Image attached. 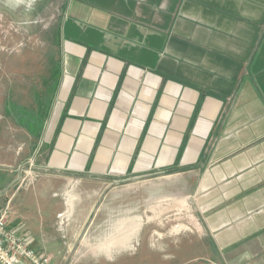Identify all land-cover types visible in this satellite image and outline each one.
<instances>
[{
  "label": "crops",
  "instance_id": "1",
  "mask_svg": "<svg viewBox=\"0 0 264 264\" xmlns=\"http://www.w3.org/2000/svg\"><path fill=\"white\" fill-rule=\"evenodd\" d=\"M55 63L45 139L0 136L12 226L60 261L96 226L76 189L178 178L222 258L264 264V0H75Z\"/></svg>",
  "mask_w": 264,
  "mask_h": 264
},
{
  "label": "rangeland",
  "instance_id": "2",
  "mask_svg": "<svg viewBox=\"0 0 264 264\" xmlns=\"http://www.w3.org/2000/svg\"><path fill=\"white\" fill-rule=\"evenodd\" d=\"M74 3L0 0L1 141L4 136L8 141L10 133L19 147L26 133L33 148L45 139L43 120L49 121L44 114L54 97L61 22ZM32 163V156L16 163L22 171L10 181L12 189L37 178ZM2 167L0 186L7 180ZM179 182L183 179H126L104 193L98 189L95 198L81 187L76 189L74 195L82 201L79 207L93 201L100 207L93 217L96 226L88 233L90 243L48 264H228Z\"/></svg>",
  "mask_w": 264,
  "mask_h": 264
},
{
  "label": "built area",
  "instance_id": "3",
  "mask_svg": "<svg viewBox=\"0 0 264 264\" xmlns=\"http://www.w3.org/2000/svg\"><path fill=\"white\" fill-rule=\"evenodd\" d=\"M3 189L0 188V192ZM11 195L0 205V264H14L19 259L27 264H48L49 255L35 245V239L27 228L14 227L8 217ZM63 214L60 217L62 222Z\"/></svg>",
  "mask_w": 264,
  "mask_h": 264
},
{
  "label": "water",
  "instance_id": "4",
  "mask_svg": "<svg viewBox=\"0 0 264 264\" xmlns=\"http://www.w3.org/2000/svg\"><path fill=\"white\" fill-rule=\"evenodd\" d=\"M13 262H14V264H27V263H25L19 259H14Z\"/></svg>",
  "mask_w": 264,
  "mask_h": 264
},
{
  "label": "trees",
  "instance_id": "5",
  "mask_svg": "<svg viewBox=\"0 0 264 264\" xmlns=\"http://www.w3.org/2000/svg\"><path fill=\"white\" fill-rule=\"evenodd\" d=\"M54 73L56 74V70H54Z\"/></svg>",
  "mask_w": 264,
  "mask_h": 264
}]
</instances>
